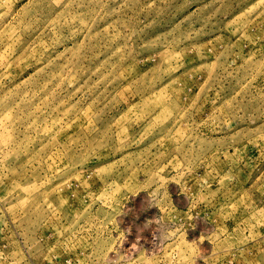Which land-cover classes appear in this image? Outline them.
Instances as JSON below:
<instances>
[{
  "label": "rangeland",
  "instance_id": "374dc122",
  "mask_svg": "<svg viewBox=\"0 0 264 264\" xmlns=\"http://www.w3.org/2000/svg\"><path fill=\"white\" fill-rule=\"evenodd\" d=\"M0 264H264V0H0Z\"/></svg>",
  "mask_w": 264,
  "mask_h": 264
}]
</instances>
